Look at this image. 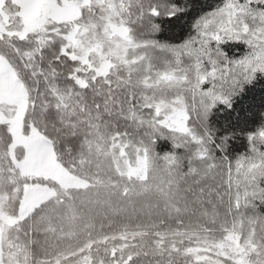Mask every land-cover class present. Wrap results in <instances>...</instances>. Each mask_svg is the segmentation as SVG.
I'll use <instances>...</instances> for the list:
<instances>
[{"label":"snow or ice","instance_id":"1","mask_svg":"<svg viewBox=\"0 0 264 264\" xmlns=\"http://www.w3.org/2000/svg\"><path fill=\"white\" fill-rule=\"evenodd\" d=\"M261 76L264 0H0V264H264Z\"/></svg>","mask_w":264,"mask_h":264},{"label":"trees","instance_id":"2","mask_svg":"<svg viewBox=\"0 0 264 264\" xmlns=\"http://www.w3.org/2000/svg\"><path fill=\"white\" fill-rule=\"evenodd\" d=\"M217 3H219V0H196L197 8H203V10L215 6ZM191 19L192 16L189 15L174 21H165L163 31L157 38L179 42L187 35ZM230 51L239 54L242 51V46H233ZM234 109V111L217 110L211 118L217 127L231 121L229 126L236 127L239 130V135L230 144L232 155L245 151L246 140L244 134L255 129L259 119L258 113L264 110V76L259 77L254 85L248 87L243 97L238 99L236 105H234ZM237 117L239 118L237 119ZM161 147L166 149L167 145L162 142Z\"/></svg>","mask_w":264,"mask_h":264}]
</instances>
